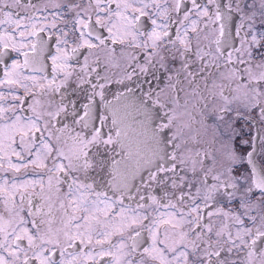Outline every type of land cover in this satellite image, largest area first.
<instances>
[{
	"label": "snow or ice",
	"instance_id": "obj_1",
	"mask_svg": "<svg viewBox=\"0 0 264 264\" xmlns=\"http://www.w3.org/2000/svg\"><path fill=\"white\" fill-rule=\"evenodd\" d=\"M0 264H264V0H0Z\"/></svg>",
	"mask_w": 264,
	"mask_h": 264
}]
</instances>
